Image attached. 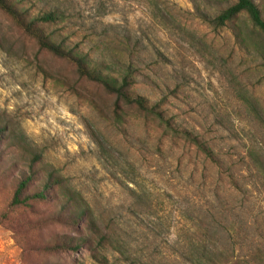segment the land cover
Here are the masks:
<instances>
[{
  "label": "rangeland",
  "instance_id": "rangeland-1",
  "mask_svg": "<svg viewBox=\"0 0 264 264\" xmlns=\"http://www.w3.org/2000/svg\"><path fill=\"white\" fill-rule=\"evenodd\" d=\"M47 1L69 12L80 38L96 41L110 27L115 37L139 39L152 79L142 93L152 100L168 95L178 124L205 137L228 169L221 174L193 146L161 144L159 132L139 119L128 132L116 131L68 86L46 77L39 64L75 79L63 62L38 55L0 12V111L19 121L119 231L120 250L106 264H194L201 226L214 231L221 250L264 256V186L256 167L257 155L264 156V40L250 22L242 41L234 24L213 29L193 15L191 0H161L186 17L187 30L159 24L148 0ZM87 122L110 148L108 161ZM9 197L0 179V264H103L84 248L41 252L45 238L63 230L37 228L36 216L23 209L5 219Z\"/></svg>",
  "mask_w": 264,
  "mask_h": 264
},
{
  "label": "trees",
  "instance_id": "trees-1",
  "mask_svg": "<svg viewBox=\"0 0 264 264\" xmlns=\"http://www.w3.org/2000/svg\"><path fill=\"white\" fill-rule=\"evenodd\" d=\"M191 1L195 8L193 15L213 29L232 23L236 26L238 39L243 41L244 23L249 21L264 40L263 3L256 0ZM145 4L150 16L159 24L187 30L186 17L173 6L161 0H148ZM0 12L33 42L38 55L46 54L63 62L75 75L74 80L70 76L54 75L39 64L46 77L68 86L91 104L116 131L128 132L134 120L139 119L146 130L159 132L161 144L168 142L172 148L193 146L216 164L221 174H226L225 161L210 142L181 127L171 115L168 95L152 100L142 93V88L152 79L143 66L144 51L139 39L115 37L110 27H106L96 41L80 38L70 25L69 12L62 5L47 0H0ZM176 92L174 90L173 94ZM87 127L100 147V159L108 161L113 154L99 130L89 122ZM256 167L264 186L263 155H257ZM0 179L8 185L10 193L5 219L23 209L36 216L37 228L54 226L63 230L47 236L38 247L41 252L70 255L80 253L84 248L96 262L106 264L108 254L120 250L122 237L113 223L106 222L89 197L76 187L72 177L49 159L44 147L28 137L19 121L1 111ZM132 192L138 194L134 190ZM196 230L203 244L197 245L199 255L195 258L197 260H192L194 264L264 262L260 251L241 257L236 254L234 246L221 250L213 245L216 244L213 243L214 231L210 228L201 226Z\"/></svg>",
  "mask_w": 264,
  "mask_h": 264
}]
</instances>
